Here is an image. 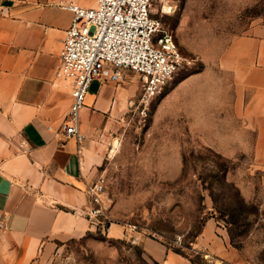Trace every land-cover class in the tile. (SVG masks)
I'll return each mask as SVG.
<instances>
[{
	"label": "rangeland",
	"instance_id": "374dc122",
	"mask_svg": "<svg viewBox=\"0 0 264 264\" xmlns=\"http://www.w3.org/2000/svg\"><path fill=\"white\" fill-rule=\"evenodd\" d=\"M162 8L155 3L152 14L173 30L190 64L148 104L140 77L125 73L119 84L135 95L97 138L107 218L58 243L43 264H158L142 238L199 264H264V127L239 116L237 78L225 68L233 45L264 25V0H172ZM216 207L236 209L234 243ZM211 219L227 230V258L199 244Z\"/></svg>",
	"mask_w": 264,
	"mask_h": 264
},
{
	"label": "crops",
	"instance_id": "0c3cea01",
	"mask_svg": "<svg viewBox=\"0 0 264 264\" xmlns=\"http://www.w3.org/2000/svg\"><path fill=\"white\" fill-rule=\"evenodd\" d=\"M69 1L97 3L0 0V264H43L58 243L95 228L87 216V190L104 160L97 138L135 95L133 87L94 81L80 111V136L64 137L73 97L57 73L73 17L61 5ZM227 59L225 68L237 78L239 116L264 127V25L253 26ZM199 240L227 258L228 233L215 219ZM141 245L158 264H193L151 238Z\"/></svg>",
	"mask_w": 264,
	"mask_h": 264
},
{
	"label": "built area",
	"instance_id": "2783aa9c",
	"mask_svg": "<svg viewBox=\"0 0 264 264\" xmlns=\"http://www.w3.org/2000/svg\"><path fill=\"white\" fill-rule=\"evenodd\" d=\"M172 0H97L95 7L74 1L63 3L73 14L66 31L57 76L73 97L61 132L79 137L80 111L96 80L119 84L127 72L142 81L141 104H148L175 84L187 64L172 29L152 14L155 3L162 13ZM53 85H56L53 82ZM106 177L99 174L88 187L87 216L93 225L107 218L104 207Z\"/></svg>",
	"mask_w": 264,
	"mask_h": 264
},
{
	"label": "trees",
	"instance_id": "16d2710c",
	"mask_svg": "<svg viewBox=\"0 0 264 264\" xmlns=\"http://www.w3.org/2000/svg\"><path fill=\"white\" fill-rule=\"evenodd\" d=\"M211 196L213 198L214 204H216V199L214 198L213 195H211ZM216 209H217V211H219L218 210V207H216ZM226 211H227L226 213L224 211H219V212H221V214L224 215L223 219H224V222L228 226V231L230 233L231 243H234V237L235 236H234V232H233L232 227H234L237 224V222H238L237 221L238 220L237 219V215L235 214L236 209L231 208V209H228ZM174 251L177 252V253H179V254H181V255H183V256H185V257H187V258H189L193 264H199L197 262V260H195L192 256L188 255L187 253H185V252H183L181 250H174ZM196 252L200 256L203 255V253L201 251H196ZM223 264H229V263L227 261H223Z\"/></svg>",
	"mask_w": 264,
	"mask_h": 264
}]
</instances>
